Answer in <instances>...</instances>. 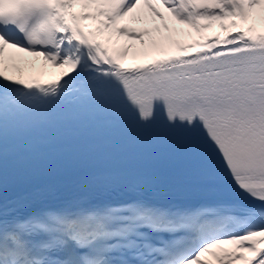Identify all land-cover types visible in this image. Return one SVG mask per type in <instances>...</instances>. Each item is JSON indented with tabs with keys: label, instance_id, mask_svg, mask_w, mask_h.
I'll return each instance as SVG.
<instances>
[{
	"label": "snow or ice",
	"instance_id": "obj_1",
	"mask_svg": "<svg viewBox=\"0 0 264 264\" xmlns=\"http://www.w3.org/2000/svg\"><path fill=\"white\" fill-rule=\"evenodd\" d=\"M157 3L197 32L264 12V0H0V264H264V31L221 23L223 37L158 46L159 26L118 24L144 10L165 21ZM105 34L148 37L156 56L126 65L134 45ZM19 53L70 71L26 77ZM90 137L123 163L106 167Z\"/></svg>",
	"mask_w": 264,
	"mask_h": 264
},
{
	"label": "bare ground",
	"instance_id": "obj_2",
	"mask_svg": "<svg viewBox=\"0 0 264 264\" xmlns=\"http://www.w3.org/2000/svg\"><path fill=\"white\" fill-rule=\"evenodd\" d=\"M157 7L158 9L163 13V15L165 16V21H159V20H155L154 22L152 21L151 17H150V14L147 13L146 10H144V12H141L140 13V18L137 22H135V30H137V25L139 23H142L145 25V27L149 28V29H154L156 27H160L161 25H163V23H168L170 22L171 23V27H170V36H172V39L173 41H176L178 40L179 38H188V37H193V28L192 27H189L187 24H180L178 23L177 21H175L172 16H171V13H169L163 5H160L159 3H157ZM133 14H129V17H125L126 19L124 20L125 22L128 21V23H134V22H131L130 21V17L132 16ZM261 17H264V12H262L260 14V16L257 17L255 23L253 22V20L251 18H249L247 20V24L250 26V27H256L260 30H264V19H261ZM242 29L241 28H231L229 29L228 32H238ZM156 34L155 32H153V37H156ZM152 37V38H153ZM145 45L144 46H141V47H138V44H139V41L137 40H130L126 37H117L115 36L114 38H112V41H111V44H114L116 45L117 47H125L127 45H134V47H132L130 49L131 53H135L136 54V59L137 60H140L142 61L143 59H145V57L141 56L140 55V52H141V49L142 48H145L147 49L148 51V56L149 57L150 55H152L154 52L152 51L151 47H150V42H149V38L148 37H145ZM157 38H154V40H156ZM153 40V41H154ZM123 43V44H122ZM156 44H158V46L161 45V40H157L156 41ZM168 45L167 42L164 43V47ZM19 56H21L23 58L24 61H27L28 64L30 65H34V67L32 68H28V69H23V67H25L26 65H20V67L23 69V75L27 72H30V73H33L35 70H40L41 73H46L47 75L50 74V72H44L42 71L44 68L48 67L49 65H46L43 58H41L42 60V64L40 65L39 64V60L40 58H37V57H33V56H29L25 53H19L18 54ZM146 57V58H147ZM23 66V67H22ZM50 67V66H49Z\"/></svg>",
	"mask_w": 264,
	"mask_h": 264
},
{
	"label": "rangeland",
	"instance_id": "obj_3",
	"mask_svg": "<svg viewBox=\"0 0 264 264\" xmlns=\"http://www.w3.org/2000/svg\"><path fill=\"white\" fill-rule=\"evenodd\" d=\"M167 24H168V31H167V32H165V30L163 29L162 25L160 26V33H157V34H156V37H157L159 40H161V37H162V36H169V35H170L169 33H170L171 23L168 22ZM138 46H141L140 43L138 44Z\"/></svg>",
	"mask_w": 264,
	"mask_h": 264
}]
</instances>
